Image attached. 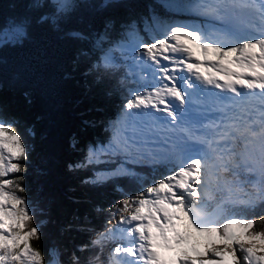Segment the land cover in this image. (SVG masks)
<instances>
[{
    "label": "snow or ice",
    "instance_id": "obj_1",
    "mask_svg": "<svg viewBox=\"0 0 264 264\" xmlns=\"http://www.w3.org/2000/svg\"><path fill=\"white\" fill-rule=\"evenodd\" d=\"M199 7L225 22L246 13L248 28L258 34L241 37L230 27L210 33L197 26L169 25L162 38L151 43L137 39L130 45L134 67L152 69L153 82L128 90L112 140L102 149H90L87 162L101 151H130L139 145L146 159H166L172 167L114 206L120 215L117 224L92 241L101 249L106 240L121 241L108 264H166L158 248L178 251L175 264H225L227 256L233 264H264V254H257L264 253V230H255L257 219L225 213L222 204L208 211L211 178L216 177L219 190L222 174L236 176L241 168L257 173L256 195L242 203L249 208L264 203V0H204ZM185 40L198 46L203 59ZM104 60L110 63V55ZM203 86L231 96L216 97L219 122L196 127L185 106L198 101L197 90ZM6 123L0 120V264H45L43 253L32 245L40 238V225L32 224L34 212L18 194L25 189L5 179L21 172L20 161L28 159L21 135ZM165 126L183 135L163 156L137 139L145 129ZM253 152L258 153L259 169L253 166ZM259 223L264 224V215ZM90 264L103 262L97 257Z\"/></svg>",
    "mask_w": 264,
    "mask_h": 264
},
{
    "label": "trees",
    "instance_id": "obj_2",
    "mask_svg": "<svg viewBox=\"0 0 264 264\" xmlns=\"http://www.w3.org/2000/svg\"><path fill=\"white\" fill-rule=\"evenodd\" d=\"M187 1L0 0V32L23 30L19 40L0 46V120L21 135L28 154L20 161L23 170L5 179L25 189L18 194L34 212L32 224L40 225L32 245L45 264H90L97 257L106 264L113 240L102 249L92 241L118 215L114 206L172 167L140 158L135 163L116 151H101L91 162L87 157L112 140L134 89L126 70L105 64L100 53L115 42L151 43L168 23H199V11ZM121 59L112 52L111 61L123 65ZM252 157L259 169L258 153ZM256 181L257 173L241 168L236 176L223 173L218 190L213 176L208 211L222 204L225 213L255 218V230H264V203H242L256 195Z\"/></svg>",
    "mask_w": 264,
    "mask_h": 264
},
{
    "label": "rangeland",
    "instance_id": "obj_3",
    "mask_svg": "<svg viewBox=\"0 0 264 264\" xmlns=\"http://www.w3.org/2000/svg\"><path fill=\"white\" fill-rule=\"evenodd\" d=\"M67 0H59L60 3L66 2ZM198 0H194L190 1V5L192 7V10L195 12L196 10L199 11V14L201 15V13H204V11L199 7L200 4H196ZM205 16V13L203 14ZM248 15H243V18L248 20L249 18L246 17ZM209 18L215 22H217L218 24H221L225 21L220 20L215 18L214 16H209ZM228 22V21H227ZM217 23L214 22H209V23H198V22H191V21H186V22H179V23H168V25H190V26H197V27H201L207 31H209L210 33L213 32L214 30H223L224 27H221L220 25H218ZM231 25L230 27H232L233 30L238 31L241 37L244 36H251V35H257L258 33L253 32L251 29L248 28L247 25L244 26H240L239 27L233 23V21L230 22ZM22 29L20 28H16V27H12V26H7L5 27L1 32H0V46L7 43V42H13V41H17L21 38L22 35H18V33L21 31ZM188 31H191V27H189L187 29ZM250 30V31H249ZM23 31V30H22ZM160 36L157 38H162L163 34L161 35L159 32H157ZM137 39H132L129 42H115L112 43L108 46V49L103 51L102 53H100V60H104V57L106 54L112 55V52H115L116 49H118L120 52L124 53V54H133L132 49L130 47V45ZM185 43H188L189 46L193 49V51L195 52L196 56L203 58L200 49L198 48V46L195 43H191L190 41L185 40ZM128 50H130V52H128ZM137 54H138V50H137ZM129 56V55H128ZM162 64L167 65L169 67H171V65H169L168 61H161ZM105 64H109V63H105ZM112 65V64H111ZM130 70V69H127ZM148 70V74L144 75L143 77L146 78V80H150L152 81V77H151V71L152 69H147ZM153 82V81H152ZM122 110V109H121ZM157 115H160L159 113ZM189 118H191V116L189 115ZM3 120V119H1ZM4 121V120H3ZM7 124V123H6ZM157 124L159 125H163V121H157ZM174 127V126H173ZM126 135H132L131 132L126 133ZM114 136V133H113ZM181 134L179 133V131L177 130L176 132H171L168 131L167 126L161 128H156L155 130L149 131L147 129H145V131L143 133H141L137 139L139 141H147L148 143L145 145V147L150 148L152 150H154L155 153L160 154L161 156H163L164 154H166L170 149L171 146L174 142H178L181 138ZM111 151V150H109ZM131 151H116L117 154L120 153H124L126 155L129 156H133L134 157V162L138 163V161L140 159H138L137 157H142V153L144 151L143 148H140L139 145L136 146V148H134ZM133 159V158H132ZM161 160V159H158ZM125 165V164H123ZM250 173V172H248ZM109 218V217H108ZM111 221V222H110ZM113 219H108V227L113 225ZM105 232V229H104ZM98 237V235L93 237V240H95ZM193 243H196V241L194 240ZM104 248H105V244H104ZM198 248L201 252L204 251V245L203 243H200L198 245ZM106 251H108L105 248ZM177 253L179 254V252L177 251ZM191 254V253H190ZM257 254H264V253H257ZM210 258V257H209ZM225 259H227L231 264H233L232 258L230 256H227Z\"/></svg>",
    "mask_w": 264,
    "mask_h": 264
},
{
    "label": "bare ground",
    "instance_id": "obj_4",
    "mask_svg": "<svg viewBox=\"0 0 264 264\" xmlns=\"http://www.w3.org/2000/svg\"><path fill=\"white\" fill-rule=\"evenodd\" d=\"M246 17H248V16H246ZM248 18H249V17H248ZM208 96L210 97V96H212V95H211V94H209ZM204 112H205V111H204ZM116 246H118V245H117V244H115V245L113 246V248H114V247H116ZM157 250H159V248H158ZM102 262H103V261H102ZM103 264H105V263H103Z\"/></svg>",
    "mask_w": 264,
    "mask_h": 264
}]
</instances>
